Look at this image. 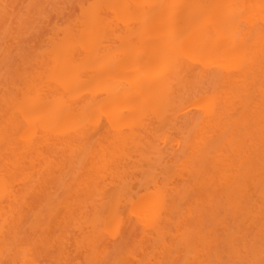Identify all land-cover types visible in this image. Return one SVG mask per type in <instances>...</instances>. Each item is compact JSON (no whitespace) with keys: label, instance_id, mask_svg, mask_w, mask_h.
<instances>
[{"label":"bare ground","instance_id":"1","mask_svg":"<svg viewBox=\"0 0 264 264\" xmlns=\"http://www.w3.org/2000/svg\"><path fill=\"white\" fill-rule=\"evenodd\" d=\"M92 1L80 3L82 15L74 26H56L53 36H62L50 37V47L39 57L40 71L26 77L23 88L12 84L16 91L1 90L0 262L17 264L19 258L20 264H36L31 249L22 248L27 245L13 252L6 229L13 225L17 237L23 207L29 205L27 190L38 189L44 173L57 166L46 158V149L75 154L72 163H87L90 177L83 180L92 205L110 197L102 210L94 206L87 217L83 213L79 221V213L77 218L83 235L76 242L89 247L91 261L120 235L124 203L135 214L133 225H142L163 251L181 244L176 252L211 262L235 259V245L258 258L264 238V0ZM104 127L112 142L100 154L90 147L96 143L89 136ZM153 143L185 152L181 172L193 173L199 185L229 203L237 221L230 228L226 223L224 235L215 230L207 235L202 228L192 234L195 240L184 234L183 221L192 210L179 211V192L168 198L167 179L159 185L157 172L165 158ZM142 160L151 174L145 180L154 189L143 180L151 190L137 196L128 173L142 168ZM177 214L182 215L176 219ZM170 234L176 238L172 244ZM149 259L144 264H151Z\"/></svg>","mask_w":264,"mask_h":264},{"label":"rangeland","instance_id":"2","mask_svg":"<svg viewBox=\"0 0 264 264\" xmlns=\"http://www.w3.org/2000/svg\"><path fill=\"white\" fill-rule=\"evenodd\" d=\"M88 1L91 2V0H0V4L2 2L4 6H8V8H5L7 10L4 11H8V14L3 13L4 8H0V94H3V92L1 91L3 90V86L5 88L4 92L7 87L10 88L9 90H7L8 92L11 89H14V91H16L17 88H14V86L12 87V84H17L18 86L15 87L19 88H21L22 85L24 87L25 81L30 76H33L34 73L36 74L38 72L37 69L40 71V62L43 54L42 52L45 51L46 48L48 49L50 47V37L55 34V31L60 25L71 26L72 23L75 25V23L77 22L76 19L78 20V16L82 15V9L80 10V3L84 6L87 5V3L88 5H90ZM56 26L57 29H55ZM5 31H8L13 37L12 41L7 44L4 40ZM59 34L60 36H62V33ZM59 34H56L53 37H56L57 35L58 37H60ZM35 69L37 72L35 71ZM12 90L10 92H13ZM0 106L1 109L2 105ZM104 121L108 122V119H105ZM107 125L108 123H106V126ZM94 131L96 132V130ZM94 131H91L93 132L92 135L90 133L88 135H91L89 136L90 139L92 136H94V139H92L91 142L93 141L96 144L92 145V143L89 141L91 143L89 144L92 146L88 144L87 146H94L95 151L99 150L98 152L101 154L100 151L109 147L112 139L109 138L108 127L98 129L97 131L99 133L101 132L100 134L97 132L99 135L94 133ZM156 133L158 134V132ZM160 133L162 132L160 131ZM175 134L176 133L173 132L174 136ZM154 139L159 140L158 136L154 137ZM99 142L100 144H98ZM163 145L166 146L165 144ZM154 146H157L159 149H163L161 153L165 158L164 164L159 167L157 172V174L159 173V175L157 176L160 181L159 185L163 186L161 184L165 183L164 181L167 179V184L166 186H164L168 198H170L171 200L173 197H178L177 194L179 192L180 196L178 197V205L176 204L179 211L184 214V212L190 209L192 210V212L190 211L191 214L187 215V213L185 216L186 218L184 217L185 220L183 221L182 226L183 229H185L184 234L187 233L186 231L190 232V235L187 234V236H191L192 240H195L193 236L197 234L194 233L197 232V229L202 228L201 232L205 233L204 231H206L207 235V231L209 232L212 230L211 234H215L216 232V235L220 233L219 235L221 236V234L224 233V230L226 232V228H224L226 226V223L227 225H230L228 226L229 228L236 223L237 218L234 215L233 210H231V208L229 207V203L226 204V201H224V198L220 197V195L212 189L211 190L213 191V193L205 186L199 185L198 180L193 173L191 174L189 172H181L182 165H184L187 161L185 152L178 148H171L169 146H167L166 148L158 144H154ZM56 151L52 152L48 149L45 150V152L47 153L46 158H48L50 162L53 161V164L55 163L57 166H54L53 168L51 167V174L49 173L50 175L46 174V172H42L41 174L39 173V175L41 176H43L42 174L44 173L47 178L43 176V183L38 189L34 190L35 192H29V190H27V195H25L26 197H28L26 198V202H29V205L27 206L26 203V205L23 207L24 210L22 219H24L22 220V226L20 228L21 231L19 230L20 233L17 234L16 237L18 239L13 236L15 233L13 235L11 233L12 230H14L12 228L13 225H11V227H7L8 230L6 229L7 239L9 237L12 238H9L10 245L11 242L13 246L15 245V248L12 247V250H14L13 252L16 251V255L18 249H20L23 245H27L26 247L24 246L22 248H28L29 250L31 249V255L34 257L36 264H95V262L91 261V258L93 256L90 255L92 254V252L90 251V249H88L89 247L84 246L85 243L83 244V242H76V240L80 239V237H82L81 235H83H80V232L78 231L79 228H76V226L78 225H76V222L78 223V219L79 221L80 219H84L82 217H85V215L87 217V214H89V212L91 214L94 211V206H97L101 210L106 207L109 202L107 201V198L109 196L105 195L106 198L104 196V198L102 199L99 198L101 200L96 201V205H92L90 203L91 199L89 200V193L84 186V181L90 177L89 166L86 165L87 163H85L84 160H80L78 162L75 160L74 163H72L73 160L69 161V158L71 156H76L75 154L64 152L66 154H63L65 155V157H68L67 159L65 157H62V151ZM64 158L67 160H65ZM13 159L15 158H12L11 161H13ZM63 160H65V162ZM68 162H70L72 165L70 163L68 165ZM82 162L83 164L85 163L84 166ZM143 162L146 163H143L142 168L139 167V169L128 173H131L130 175L132 176V179H130L133 180L132 182L135 189L134 191L137 193V196L138 194L143 195L150 192L151 189L152 191L154 189L152 188V182L145 180L146 177L147 180H149L148 177H150L151 174L147 168V161ZM66 163L68 166L66 165ZM75 164L76 167L78 166L77 169L75 167ZM58 165L60 166L58 167ZM82 169L84 170L82 171ZM32 171L35 170L32 169ZM39 175L36 176L39 178ZM37 177L35 178L36 180ZM84 178L85 180H83ZM143 180H145L147 183H150L148 184L150 185V190H147L148 187H143L146 183L144 182L143 184H141ZM20 187H22V184L16 185L17 190L19 189L21 192L26 193L25 190L27 188L25 189L24 185L23 189ZM138 191L140 192L138 193ZM124 205L126 204L124 203L122 206V214H124V219L126 215V220L124 221L123 219V225L120 235L118 234L117 237H114L113 239L110 237V246L107 250V253L100 257L101 260L108 261L110 262V264H119L120 261L131 262V264H140V262H143L144 264L147 259L152 258V262L155 261L156 264H159L160 261L187 259L188 256L191 255V252L186 254V252L183 253V250L179 252L175 251L177 250L178 246H181V248L183 247L181 244H178L181 240H179L178 243L176 241L178 246H176L175 249H170L171 252L170 250H166L168 248L164 249L163 251L161 244L155 237L151 235H144L142 225H133L135 224L134 222L136 220L135 214L132 215V213H130L131 211L129 209V204H127L126 207H124ZM79 213H84L85 215L83 214L80 216ZM182 214H177L176 219L178 215L180 217V215ZM78 216L80 217L78 218ZM220 219H222V222L223 220L226 221L223 223H219ZM171 226H173V224ZM85 227L86 226L84 225L83 228L85 229ZM10 228H12V230ZM171 228L172 227H170V230ZM176 229L177 228L175 227L173 232H177L175 231ZM173 232H171V234H173ZM171 234L170 236L172 237L168 236V244H172L174 243L173 241L176 240V238H174L175 236ZM16 255L13 254L11 256L17 257ZM15 259V261H17V264H20V262L18 261L20 259ZM88 259L90 261H88ZM100 259H98V261H100ZM4 260L3 262H6L7 264L11 262L9 260Z\"/></svg>","mask_w":264,"mask_h":264},{"label":"snow or ice","instance_id":"3","mask_svg":"<svg viewBox=\"0 0 264 264\" xmlns=\"http://www.w3.org/2000/svg\"><path fill=\"white\" fill-rule=\"evenodd\" d=\"M6 7L7 5H5V8ZM136 7H146V6L137 5ZM12 39H13L12 35L8 31H5L4 33L5 43L7 44L11 42ZM262 212H264V209H262ZM158 220H159L158 215L154 216L152 222L153 226H156L158 224ZM185 244L190 247L191 239L190 238L186 239ZM231 252L232 255L236 258L227 261L223 259H216L211 262L202 261L197 258H194V254H193V258L179 259L172 261H160L159 264H264V238H262L261 240L260 252L258 258L252 252L250 251L246 252V250L241 249L235 245H232ZM0 264H6V262H0ZM95 264H110V262L100 260V261H96ZM119 264H131V262L120 261ZM140 264H143V262H140ZM152 264H156V262L153 261Z\"/></svg>","mask_w":264,"mask_h":264}]
</instances>
